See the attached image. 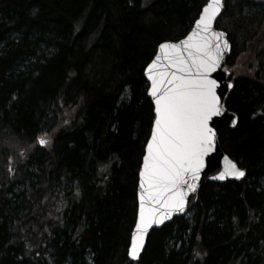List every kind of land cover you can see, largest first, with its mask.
<instances>
[{
	"label": "trees",
	"instance_id": "16d2710c",
	"mask_svg": "<svg viewBox=\"0 0 264 264\" xmlns=\"http://www.w3.org/2000/svg\"><path fill=\"white\" fill-rule=\"evenodd\" d=\"M208 0H0V264H264V0H223L245 170L128 255L154 121L144 71ZM47 141L40 145L38 140Z\"/></svg>",
	"mask_w": 264,
	"mask_h": 264
},
{
	"label": "snow or ice",
	"instance_id": "6c2138e0",
	"mask_svg": "<svg viewBox=\"0 0 264 264\" xmlns=\"http://www.w3.org/2000/svg\"><path fill=\"white\" fill-rule=\"evenodd\" d=\"M221 4L222 0H209L195 21L197 29L193 30L186 42H180L183 48L168 42L159 45L164 58L176 69L171 73L167 85L158 87L157 76H149L152 80L151 95L156 97V116L151 139L147 143V153L143 156L141 187L146 179L149 202L162 206L169 215L173 211H184L186 191L196 189V184L190 181L199 178L204 157L212 150L215 140V132L209 122L214 115L220 114V108L217 81L211 79L210 74L229 45L226 39L221 42L225 36L223 32H213L214 41L204 40L200 33L209 32ZM213 45L215 54L212 51ZM184 52L187 53V59L183 56ZM157 60L148 64L146 70L149 73ZM159 83L163 85V81ZM227 87L233 85L228 84ZM231 122L236 123L235 119ZM38 143L45 145L47 141L40 138ZM244 174L232 165L226 172H221L219 178ZM144 199L145 194L142 192L140 218L136 222V231L131 237L128 250V255L133 258L137 257L142 247L141 234L151 223L162 222L155 219L157 208L145 210Z\"/></svg>",
	"mask_w": 264,
	"mask_h": 264
},
{
	"label": "water",
	"instance_id": "95a60500",
	"mask_svg": "<svg viewBox=\"0 0 264 264\" xmlns=\"http://www.w3.org/2000/svg\"><path fill=\"white\" fill-rule=\"evenodd\" d=\"M208 2H209V0H208ZM208 2L203 6V8L208 4ZM222 6H223V2L221 4L220 12L217 14L216 18L214 19L209 32L207 34L200 33V36H202L204 40L214 41L215 37H213L212 33L213 32H223V33H225V36L221 38V42H223V40L226 39L228 41V45H229V49L226 50L225 53L220 57L218 65L215 67L214 71L210 74V78L215 79L217 81V90L216 91H217V96L219 97L218 105L220 108V114L214 115L209 122V126L212 127L214 132H215V140H214V143L212 146V150L209 153H207L204 157V166L202 167V169L200 171L199 178L196 180L190 181V182L196 184V189H195V191H186V195H185L186 203H185L184 211H182V212L173 211L171 213V215H169L167 213V211L162 206L151 204L149 202L148 196H147L148 186H147L146 179H145L144 186L142 188L141 187L142 178H141L140 172H139V183H138V192H137V201H138L137 215H136L135 225H134L132 233H131V237H132L133 233L136 231V227H135L136 222L140 218V203H141L140 196H141L142 192L145 194V199H144L145 210H147L148 208H157L158 211H157V214L155 216V219H159L162 222L160 224L151 223L150 226L147 228V230L141 234L143 243H142V247H140V249H139V253H138L137 257L133 258V257L129 256L133 260H137L140 257L141 253L143 252V250L146 246L147 238H148V236L152 230L161 228L164 224L170 222L175 217L184 215L186 212H188L189 210H191L194 207V205L196 204L198 197H199L201 185L205 181L209 180V181H213V182H217V183H222V182H225L227 180H241L245 175L244 174L243 176H239V177L226 175L224 179L219 178L220 173L226 172L232 165H235L236 169L241 170L245 173V170L242 167H240V165L222 149L220 142H219L220 133L227 128L233 129L237 125V121H238L236 113L231 111L226 106L227 99H228V97H229V95L233 89V87L229 88V87H227V85L228 84L234 85V83L232 80V73L225 65L226 59L231 53V42L228 38L227 32L223 29L216 27V21L218 20V18L221 15ZM203 8H202L201 12L203 11ZM199 16H200V14H199ZM199 16L197 19H199ZM197 27L198 26L194 22L191 29L189 30V32L183 38H181L180 40H176V41H165V42L174 43V44H177L179 47L183 48V45L180 42H182V41L186 42L189 35L193 32L194 29H197ZM165 42H163V43H165ZM212 51H213V54H215L214 45L212 47ZM183 56L185 59H187V53L186 52L183 53ZM157 57H159L158 60H157ZM153 60H157V64L153 67L151 73H149L146 70L147 66H148L147 65L145 68V71H144V75H145V79L148 83L147 95L149 96V98L151 99V101L153 103L154 114H155L156 97L151 95L150 90L152 88V80L149 79V76H150V74H155L157 76V80H158V87H162L164 85H167L168 80L171 79V73L173 71H176V69L174 67H172L170 65V62L164 58L163 50H161L159 46H158L156 54L154 55V57L150 61V63H152ZM159 81H163V85H161L159 83ZM155 116H156V114H155ZM233 119H235V121H236L235 124H233L231 122ZM154 123H155V117H154L152 128L154 126ZM151 133H152V130H151ZM151 133H150L148 140L151 139ZM148 140H147V143H148ZM147 143L145 146L144 155L147 153ZM143 166L144 165H143V159H142L140 171L143 169ZM130 246H131V239H130ZM130 246H129V248H130Z\"/></svg>",
	"mask_w": 264,
	"mask_h": 264
},
{
	"label": "rangeland",
	"instance_id": "374dc122",
	"mask_svg": "<svg viewBox=\"0 0 264 264\" xmlns=\"http://www.w3.org/2000/svg\"><path fill=\"white\" fill-rule=\"evenodd\" d=\"M149 2V0H144V3L146 4V3H148Z\"/></svg>",
	"mask_w": 264,
	"mask_h": 264
},
{
	"label": "bare ground",
	"instance_id": "6f19581e",
	"mask_svg": "<svg viewBox=\"0 0 264 264\" xmlns=\"http://www.w3.org/2000/svg\"><path fill=\"white\" fill-rule=\"evenodd\" d=\"M182 38H183V37H182ZM180 39H181V38H180ZM180 39H179V40H180Z\"/></svg>",
	"mask_w": 264,
	"mask_h": 264
}]
</instances>
